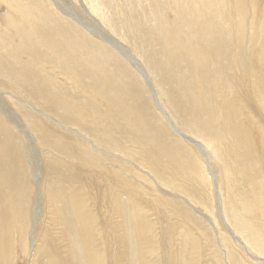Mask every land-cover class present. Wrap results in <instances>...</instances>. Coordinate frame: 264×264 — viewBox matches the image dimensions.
<instances>
[{"label":"rangeland","instance_id":"374dc122","mask_svg":"<svg viewBox=\"0 0 264 264\" xmlns=\"http://www.w3.org/2000/svg\"><path fill=\"white\" fill-rule=\"evenodd\" d=\"M52 1L53 0H27V3L23 2L22 6L28 3H38L30 8L32 11L31 13L29 12L31 21L39 30L51 32L55 37L59 38V42L62 40L66 41V43L68 42V50L63 47L61 50L62 52L57 51V53L60 58L64 60L68 71L78 72L77 76H65L64 73L59 70L60 68L58 66L55 67L56 65H53L52 69H46L47 71L45 70L44 76H23L24 73L20 71L14 76H9L7 79L4 78V76H0V101L2 102H0V105L4 107L2 108L9 114L10 119L17 118L28 133L27 135L24 131L17 130V128L8 124L3 116L0 115V179L10 184L11 194L13 195L11 201L2 198L1 202H3V204L1 205L7 207L6 218L10 219L12 225V232L8 238H13L14 234V240H17L16 242L19 249V253L17 254L19 257L17 258L16 264H28V262L29 264H59V260L64 263L65 259H57L54 251L50 248L51 245L48 246L47 236L52 237V241H55L62 250L67 251V263L69 264H110L109 259L113 254L114 246H112V248L108 247V244L110 246L109 235L112 237V241L114 236L109 231V228L112 226L111 220L109 219V214L111 213L109 207V203L111 202L108 192L109 187L105 186L101 181V186L99 185L96 172L100 170V163L97 160L95 161L92 157H89L90 162L88 165H86V163L81 164V158H78L73 147L80 145V149L82 150L88 149L90 145V150L97 152L101 158L105 160L114 159L119 163L126 164L127 162L112 154L109 155L107 151L105 152V149L104 152L99 149L93 150V147L85 138H80V135L60 128L43 115L37 114L29 109L27 110L15 99L14 95L18 93L9 87L10 85H16L17 87L29 88L27 89L29 95L28 99L24 97L21 98L30 105H33L36 100H40L43 104L39 108L43 112L47 110V105L55 108L56 111H65V98L81 100L89 99L90 96V94L82 93L75 95V97H70V92L68 91H58L57 93L52 91L54 87L63 88L62 85H64V88L79 90L77 88H71L72 85H70L71 83L69 81H74V79H79L84 86L89 87L93 92H98L102 97H108L110 100L113 98L116 102L123 103L119 104L120 106L122 105V108L119 106L115 107L120 109L121 113H116V111L105 112L101 110L102 108L98 107L97 104H94L92 107L94 112L97 111L95 109L100 111L94 114L97 116L96 119H98L96 121L97 126H101L100 128H102L113 125L115 126V131L117 130L119 133L123 132L129 135V130L131 128H136L135 126L138 125L141 116L143 122H152L156 130L162 133L164 136L162 145L166 150L170 152V148H172L173 153L178 152L180 154L178 158L184 160L185 172H189L187 176H183L186 186L195 193L196 197L203 205L202 203L195 202L192 196L193 208L187 206L179 198L172 199L171 195L167 196L171 200V203L169 210L165 208V214L169 212L167 214L169 216V223H174L175 220V224H178L179 227L182 228L179 229L184 233V240L186 241L182 249L185 254L179 252V254L174 255L175 261H178L179 258L178 264H264L263 218L260 216L255 218L256 215L249 209L251 206H247L249 207L248 211L251 212H248L246 215L242 214L239 208L240 204L243 203L240 200H237L235 203L233 201L234 199L228 197V194L225 193V190H230V188L233 189V191L236 190V197H234L242 200L243 197L241 196L240 198L237 194L239 190L241 192L248 186L246 187V184L241 183L240 186L238 184L237 187L234 186L232 188V184L235 182L234 180L238 177L240 178V176L237 175L240 170L237 167V162L235 163L232 159L234 158L233 155L236 154V149H232V147L229 146L230 144L226 142L230 140V133H227L225 137L222 135V123L219 122V119L221 111L224 109L221 108V105H218L219 103L217 104L218 101L222 99L225 100V98L229 99L230 96L233 98V92L236 87L237 89L240 87L239 90L241 91L244 90L243 93L248 92V89L250 90L249 82L251 81V85L253 82L252 79L250 80L248 78L253 75L252 73H254V71L264 76V58H262V56L260 57V63L257 68L251 64L255 59H253V56H256L254 50H257L262 37L256 36L255 42L247 46L250 42V40H248L250 38L249 30L246 27L242 29L243 25L241 24H238V28L235 25L234 28L233 24L235 23L233 22L235 21L226 22L225 15L229 14L228 11H226L227 13L219 14V23L223 26L220 32L221 37H223L222 43L216 46L217 42L212 40L211 43L207 40V37L212 34L206 29H203L201 35L197 36L196 39H194L193 36H186L185 39L182 37V41L180 42V45H182L180 47L183 51L185 50L187 54L184 52V55L187 57L184 56V58H179L177 61L174 56L173 47L166 42L164 31V29L169 27L168 22L171 23L169 19V14L171 13L167 11L165 13L163 6L161 7V12L154 14L153 22L149 21L147 24L145 19H148L149 14L144 10V6L142 7V5L145 4L144 0V2L142 0H103V5L107 2H109L110 5H114V9L104 6V14L94 8L90 10L88 5L90 14L97 19L102 28V33H91L73 18L75 15H78L76 18H82V20L86 18L90 21L89 16L82 11L84 7L80 0V2L78 0H57V2L59 1V3H56L57 5L61 3L60 6L63 5L62 8H66L65 12L62 11L63 9L60 12V9H57V6H55ZM66 1L67 3L69 2L68 5H66ZM90 4L92 5L91 2ZM48 6L50 10L46 12L49 16L47 19H44L42 15L36 13L45 10ZM222 6L224 8V4ZM111 9L114 13L110 11ZM73 14L75 15L73 16ZM151 24L153 27H151ZM189 25V27L193 29L197 27L193 26L194 24L192 22H190ZM12 29L14 28H6L7 31H0V70H7L9 67L17 70L20 67L19 64L23 62L20 56L23 55V53H21L22 51L26 52V43H29L30 46L33 45V41H24L23 38L25 36L19 31L13 33V31H11ZM150 29L154 33L156 32L157 36L163 35L162 38L164 43L162 50H164V52H161V56L154 55L153 51L155 50V46H153V43L151 45L153 41H151V39H154V33L149 34L151 31ZM235 29L237 31L236 36ZM10 32L14 34L11 37L6 35ZM106 32L109 34L114 44L119 43L123 46V48L133 55L143 66L151 82L152 90H154V96L157 97L158 104L168 113L174 127L180 133L199 142L202 146V150H198L195 144L185 141L183 138L181 139L173 131V128H171L168 123V116H165L160 112L161 110L157 108L151 97V91L146 85L139 70H137L124 55L120 54L116 47L111 45L109 40L103 37ZM2 37H4L5 40L8 38L6 40V49L1 46V42L3 41ZM50 40L54 41V39ZM239 40L241 43H239ZM196 42L202 44L203 49L205 48L204 50L202 49L203 54H206L208 51V56L210 53L213 55L207 58L197 57L201 55L194 51V46L198 45L195 44ZM231 49L232 51H230ZM217 50L222 51L221 56L216 54ZM13 51H15V55ZM248 52L250 54H248ZM262 52L264 56V49L259 55L262 54ZM7 53H9L10 56ZM44 56L45 58L48 57L46 55ZM170 56L174 57L175 63L169 58ZM195 57H197L196 60ZM212 58L214 61L211 60ZM49 60L54 61L52 58H49ZM12 61L14 63H10ZM55 61L57 64L60 63V59H55ZM46 65L49 64L46 63ZM191 68L193 70H191ZM220 68H223L222 71ZM29 69L30 72L36 70L37 65H32V68L29 66ZM252 69H254L253 72ZM40 70L41 69H39V72L42 74L43 72ZM52 74L55 76H52ZM242 78H244V80ZM259 80L263 83L261 78ZM231 82L236 83L235 85L238 86H234V83L232 84ZM229 83H231V85ZM242 84H244V88ZM262 93L264 94V90ZM173 94L176 97H174ZM219 98L220 100H218ZM176 99L181 103H185L183 106L186 109L184 108L181 110V115L173 108V102ZM138 100H141L142 103L137 104ZM254 104L257 105L255 106ZM251 105L252 106L247 104L248 109L245 106L247 111L253 114V118L256 116V120L260 122V117L254 109L257 108L260 110L261 105L259 102ZM250 107H252V109ZM214 108H216L217 113L213 117L212 111H214ZM67 112L69 115L71 114L68 110ZM124 112L127 113L128 116ZM44 113L48 114L47 111ZM72 116L73 115H70V117ZM124 125L125 127H123ZM143 133L145 134L144 136L142 135V131L139 132L141 140L144 143L143 145L148 148L150 139L146 131ZM253 135L256 140V133H253ZM128 137L129 136L126 138ZM225 145L226 147L228 146V149ZM232 150H234L235 153ZM128 167L131 168L130 165ZM190 174H192L193 178H191ZM231 174L233 176H231ZM239 175H241V173ZM261 176H264V172ZM261 176L259 175L256 181L258 183L261 182L263 187L264 180L262 179H264V177L262 178ZM212 179H214L215 182ZM144 183L148 187L152 186V183L147 180H145ZM254 185H256L255 182ZM4 186L6 187V185ZM141 187H143V189H140V192H135L136 194L134 192V194H130L127 190L120 191L121 194H116L118 196L120 195L119 197L124 201V209L128 213L127 223L118 226L120 229L119 234L121 236L124 232H128V243L125 242V245L129 246V259L135 264H164L165 260L162 254L164 249H162L163 244H161L163 243L162 238L164 237L161 233V225L156 220L158 213L156 214L154 210L152 211V208H147L144 200H153L155 201V206L160 208H162V204L164 203L155 198L159 197L157 196V192H155L157 191L155 188H153L154 192H149L145 186ZM153 187H156V185L154 184ZM94 190L97 195H102L101 198H99V196L96 198L94 197ZM180 191L184 195H188L184 191ZM5 192V190H2L1 194L3 195ZM125 194L129 196H124ZM52 196L58 200L57 205L54 204ZM130 197H132V199ZM212 197L216 199V201L213 200ZM129 199L134 201L131 202ZM257 201L258 199L255 203ZM133 202H135V204ZM37 212L39 213L37 214ZM33 214H37L36 220L38 219L35 226L36 237L30 239V219ZM135 214L137 215L135 216L137 219L136 223L139 225L140 230L139 238H141L142 241L141 245L137 243L136 236L134 237L136 229H134L135 226L131 219L132 215ZM235 214L237 217L239 216V224L234 223L236 222L234 221L236 218ZM248 214H250L251 217ZM240 215L246 217L241 218ZM60 216L65 218L63 225H58L57 220H59ZM186 217L188 219H186ZM249 217L252 220L249 219ZM245 218L248 219V221ZM245 220L246 222H244ZM114 221L119 222L120 219L115 216ZM181 221L184 224L181 223ZM191 221H193V223ZM242 222H248V224L245 225L248 230L244 225H240ZM103 223L107 230V236L102 232L104 230V227H101ZM190 224H192L191 227ZM182 225H186L187 227H183ZM240 228L243 230L241 229V231ZM244 231L245 233L247 231V233L245 234ZM230 232H233L241 239L252 257H249L245 250H241V245L235 238L233 239ZM178 233L180 232L178 231ZM254 233L257 235L256 237ZM247 234H249L250 237H248ZM187 239L192 242H189ZM106 240H108V243ZM160 240L161 242L159 243L158 241ZM255 243L261 244L260 248L259 245ZM187 245H189V248ZM138 246L140 249H138ZM14 247V250H16V246ZM123 250L124 244L117 239V252L123 253ZM9 258L8 256V259Z\"/></svg>","mask_w":264,"mask_h":264},{"label":"bare ground","instance_id":"6f19581e","mask_svg":"<svg viewBox=\"0 0 264 264\" xmlns=\"http://www.w3.org/2000/svg\"><path fill=\"white\" fill-rule=\"evenodd\" d=\"M67 1H66V3H67ZM80 1L84 7V8H82V11L89 16L90 21H88L86 18L85 19L83 18L84 20H82V18H76L78 15L76 16L75 14H73V16L75 15V17H73V18L75 20H77L79 23H81L82 26H84L85 29H87L91 33H94V32L102 33V28L99 25L97 19L92 14H90L89 11L91 10V8H94L97 11H100L102 14H104L103 13L105 10L104 6L114 9V5H110L109 2L105 3V5H103V0H80ZM144 1L143 2L145 4H143L142 7L144 6V10L149 14V15L147 14L148 19H145L147 24L149 21L153 22L154 14L157 12H161L162 6L164 7L163 9L165 10V13H166V11L168 13H171V14H169V19H170L171 23L168 22L169 27L164 29V31H165L166 42L169 43V45H171L173 47L174 56L176 57L177 61L179 60V58H184V56H186V55H184L185 50L183 51V49L180 47L182 45V44L180 45V42L182 41V37H183V39H185L186 36H188V37L193 36V38L196 39L197 36L201 35V33L203 32V29H206V30L210 31L212 34V35L207 37V40H209L210 42L212 40L217 42L216 46H218L219 43L220 44L222 43L223 37H221L220 32H221V29L223 26L219 23V14L221 15V13H227L226 11H228V13H229L228 15H225L226 22L235 21V22H233V23H235V24H233L234 28H235V25L238 28V24H241V25H243L242 29L244 27H246L249 30L250 38L248 39V37H247V39L250 40V42H249V44L246 43L247 46H249L250 43L255 42L256 36L262 37L261 38L262 40L259 43V46L257 44V46H258L257 50H254L256 53V56L255 57L253 56V59L254 58L255 59H254V61L251 62L252 66L254 65L255 68H257L258 64L260 63V57L262 56V58H264L263 52H262V54L259 55V53L264 49V0H144ZM23 2L27 3V0H24V1H21V0L20 1L0 0V13H2V14H0V31H3V30L7 31L6 28L7 29L8 28H14L11 31H13V33L15 31L21 32L22 35L25 36L23 38L24 41H27V40H29L31 42L33 41L32 46H30L29 43H26V45H25V46H27L26 52L25 51L21 52V50H20V52L23 53V55L20 56L21 60L23 61L21 64H19L20 67L17 70H15V68L12 69L10 67L7 70H0V76H4V78L7 79L9 76H14L18 71L24 73L23 76H31V75L32 76H35V75L36 76H44L45 70L46 69H52L53 65L54 66L56 65L55 67L58 66L60 68L59 70H61L65 76H77L78 72L68 71L67 67L65 66L64 60L61 59L57 53V51H61L63 49V47H65L68 50V45H67L68 42L66 43V41H64L62 39H61L62 41L59 42V38L55 37L51 32H47L45 30H39L38 27H35L33 22L31 21L30 13L32 11L30 10V8L35 6L38 3H33V4L28 3V4H25V6L24 5L22 6ZM90 2L92 3V5L90 4ZM52 3H54L55 6H57L56 7L57 9L58 8L60 9V12L62 9H63L62 10L63 12L66 11L65 7H64L65 9L62 8L63 5L60 6L61 3L58 5L56 4V3H59V1L57 2V0H53ZM68 3L66 5H68ZM223 4H224V8L222 6ZM88 5H89L90 10L88 8ZM132 6H134V5H132ZM69 7H73V6H69ZM32 10H33V8H32ZM48 10H50L49 6L45 10H41V12H36V13L37 14L39 13L40 15H42V17L44 19H47L49 17L48 14H46V12H48ZM72 10H75V9H72ZM110 11L112 13H114V11L112 9ZM66 15H69V14H66ZM71 17H69V18H71ZM190 22H192L194 24L193 26H197V27L195 29L189 27ZM144 23H145V21H144ZM170 24H171V26H170ZM149 26H150V24H149ZM4 27H5V29H4ZM151 27H153L152 24H151ZM151 29H153V28H151ZM231 30H232V28H231ZM234 31H235V36H236V32H237L236 29ZM13 33L10 32L6 35L11 37L12 35H14ZM153 33L154 32L151 30L149 34H153ZM163 34H164V32H163ZM247 34H248V32H247ZM162 36H157L156 32H155L154 33V39H151V41L152 40L153 41L152 42L150 41L151 45L153 43V46H155V50L153 52H154V55H156V56H161V54H162L161 52L162 51L164 52V50H162L163 43H164ZM103 37L105 39L109 40L111 45L116 47V49L120 52V54L124 55L136 67V69L139 70V72L141 73L142 77L145 80L146 85L148 86V88L151 91V97H152L153 101L155 102L157 108L159 110H161L160 112H162L165 116L166 115L168 116V113L158 104L157 97L154 96V90H152L151 82H150L149 78L147 77V75L143 69V66L138 62V60L133 55H131L126 49H124L123 46H121L119 43L114 44L111 40V37L109 36V34L107 32L103 35ZM2 38H3L2 39L3 41L1 42V46L6 49V40L8 38L6 40L4 37H2ZM50 39H52V40L54 39L55 42L51 41ZM200 40H199V42H200ZM207 40H206V42H207ZM231 43H232V41H231ZM239 43H241V41ZM239 43H237V44H239ZM195 44H198V43L196 42ZM207 47H209V46H207ZM219 47H220V45H219ZM237 47H238V45H237ZM239 47H240V45H239ZM175 49H176V52H175ZM202 49H203L202 44H198V45L194 46V51L201 55V56H197V57L207 58V57H210L213 55L210 53L208 56V51L206 52V54H203ZM225 49H224V51H225ZM230 51H232V49ZM243 51H245V50H243ZM13 52L15 55V51H13ZM236 53H237V51H236ZM240 53H241V50H240ZM250 53H251V51H250ZM250 53L248 52V54H250ZM4 54H5V52H4ZM7 54L9 55V53H7ZM185 54H187V53L185 52ZM216 54L221 56L222 51L217 50ZM44 55H46L48 57L45 58ZM17 56H19V55H17ZM163 56H165V55H163ZM226 56H227V54H226ZM248 56L251 57L250 55H248ZM197 57H195V60L197 59ZM49 58H52L54 61H55V59H57V60L60 59V63L57 64V62L55 61L56 62V64H55V62L52 60L50 61ZM169 58H171V60L174 62V59H173L174 57L170 56ZM245 58H246V56H245ZM211 60H213V58ZM234 60H236V59H234ZM247 61H245V62H247ZM10 63H14V62L12 61ZM46 63L49 65H46ZM224 63H225V61H224ZM32 65H34V66L37 65V69L30 72L29 66L32 68ZM71 66H73V65H71ZM229 66H230V64H229ZM3 67H5V66H3ZM224 67H226V66H224ZM186 68H187V66H186ZM39 69H41L40 71L43 72L42 74L39 72ZM220 69L222 71L223 68H220ZM74 70H76V69H74ZM191 70H193V69L191 68ZM253 70L254 69H252V72H253ZM1 72H3V73H1ZM223 72H225V71H223ZM252 74L253 75L249 76V78H248L250 80L251 79L253 80L252 85H251V81L249 80L250 81L249 82L250 83V90L248 89V92L243 93L244 90L241 91V90H239L240 87H238V89L236 87L234 89V92H233L234 96L232 95L233 98H231V96H230L229 99H226V98H225V100L222 99L221 101H218L217 104L219 103L218 105H221V108L224 109L221 111L220 119H219V122L222 123V135L225 137V135L227 133H230L229 134L231 136L230 140L226 141V142H228V144H230L229 146L232 147V149H236V154L233 155L234 158H232V159L235 163L237 162V164H238L237 167L240 170V172L237 173V175L240 176V178L238 177L236 180H234L235 182L232 184V188L234 186L237 187L238 184L240 186L241 183L242 184L244 183V184H246V187L247 186L249 187V188L248 187L245 188L246 190L244 189L241 192L239 190V193L237 195L240 198L242 196L243 197L242 200L235 198L236 197L235 196L236 190L233 191V189L230 188V190L229 189L225 190V193L228 194V197H232V199H234L233 201L235 203L237 202V200L238 201L240 200L244 204V205L240 204V208H239L240 209L239 211H241L242 214L246 215L248 212L252 211L253 214L256 215L255 218H257L259 216L263 218L262 223L264 225V189H263L264 186L262 187V185H261L262 183L261 182L258 183L256 181L258 176L263 175V172H264V94L262 93V91L264 90V84H263L264 83V76H261V74H258L255 71ZM234 75H235V73H234ZM52 76H55V75L52 74ZM244 78H242V79L244 80ZM260 78L263 80V83H262V81L259 80ZM233 79H232V81H233ZM69 82L71 83L70 85H72L71 88H73V89L77 88L79 90H71L68 88H64V85L60 84L63 86V88H61L60 86H59L60 88L54 87L52 89V91H54L55 93H57L58 91H68V92H70V97H75V95H79L82 93L90 94V96H89V99H81V100H74L72 98H65V102H64L65 107H66L65 111H58V110L56 111L55 108L47 105V110H45L44 112L47 111L48 114H45L39 108L43 104L40 100L39 101L36 100L33 105H30L28 102H26L25 100H23L21 98V97H24V98L28 99L29 95H28L27 89H29V88L17 87L16 85H10L9 87H11V89L14 90L18 94L14 95L13 93H9V92L8 93L11 95H14L15 99H17V101L19 103H21L23 105V107H25L27 110L29 109V110L34 111L37 114L43 115V116L47 117L48 119H50L51 122H54V124L58 125L60 128L65 129L67 131H72L75 134L80 135L81 136L80 138H85L91 144V146L93 147V150L99 149L102 152H104V149H105V152L107 151L109 155L112 154V155L120 158L121 160H125V162H127V164H126V163H119V162H117V160H114V159L105 160V159L101 158V156L97 152L91 151L89 144H88L89 145L88 149H82L81 150L80 145L73 147L75 152L78 155V158H81V160H80L81 164L86 163V165H88V163L90 162L89 157H92L95 161L97 160L100 163V170L96 172L98 175L97 178L99 179V181H98L99 185L101 186V182H103L105 184V186L109 187L108 192H109V197L111 199V202L109 203V207H110V211H111V213L109 214V219L111 220V223H112V226L109 228V231L114 236V239L112 241V237L109 235L110 246L108 244V247L112 248V246H114L113 254L109 259L110 264H135L132 260L129 259L130 258L129 257V255H130L129 246L125 245V242L128 243V238H129L128 234H127L128 232L127 233L124 232L121 236L119 234L120 229L118 228V226H122V224L127 223L128 213L124 209V207H125L124 201L119 197L120 195L118 196L116 194H119L120 191H124V190H127L128 192H130V194H132L133 192L134 193L138 192V191L140 192V189H143V187H141V186H145L147 188V191H149V192H154L153 188H155L157 190L155 192H157V196H159V197H155V198L157 200H159L160 202L164 203V204H162V208H160L158 206H155L156 204H155V201H153V200H150V199L144 200L145 202L143 200H141L146 204L145 206H147V208H152V211L154 210V212H156V214L158 213L156 220L161 225V233H162V236L164 237V238H162L163 243H161V244H163L162 249H164V251L162 252V254L164 255L163 259L165 260L164 264H178L179 258H178V261L177 260L175 261L174 255L179 254V252H183L182 249L184 248V244L186 241L184 240V233L180 230L182 228H180L178 224H175L174 219H173L174 223H172V222L169 223V216L167 215L169 212L167 214H165L166 213L165 208L167 210H169L170 203H171V200L167 196L171 195L172 199L173 198H175V199L179 198L180 200H182L183 203H185L187 206L192 207V208H193V204H192L191 196L193 197L195 202L202 203L196 197L195 193L192 190L188 189L186 186V183L184 181L183 176H185V175L187 176L189 172L188 173L185 172L184 160H181L180 158H178V157H180V154L178 152L173 153L172 148H170V152H168L166 150V148L162 145V140L164 138L162 133H160L159 131L156 130V128L152 125V122H143L141 116H140V120H139L138 125L135 126L136 128H133V129L131 128L129 130V135H126L123 132L119 133L117 130L115 131V126H113V125H110V127L105 126L102 128H100L101 126H97L96 121L98 119H96L97 116L94 114L96 112H98L99 110L95 109L97 111L94 112V109L92 108L94 106V104H97L98 107L102 108L101 110H104L105 112L116 111V113H121L120 109H117L115 107H117V106L121 107L122 105L120 106L119 104H123V103L116 102L112 97H111L112 100H110L108 97H102L101 94H99L98 92H93L92 89H90L87 86H84V84H82L79 79H74V81L70 80ZM231 83H229V84L231 85ZM235 84L236 83H234V86H238ZM244 84H246V83H244ZM244 84H242L243 88H244ZM0 85H1V82H0ZM57 85H58V83H57ZM58 89H61V90H58ZM245 89H246V87H245ZM222 91H224V90H222ZM174 94H173V96L176 97ZM244 95H246V96H244ZM216 100H217V98H216ZM218 100H220V98ZM23 101H25V102H23ZM257 102H259V104L261 105V108H260V110H258L257 108L254 110L259 115V117H260L259 120L261 123L256 120V118H255L256 116L253 118L252 117L253 114H251L250 111L249 112L247 111V109H248L247 104L252 106L251 104L257 103ZM141 103H142L141 100L137 101V104H141ZM183 104H185V103H181L177 99L173 102V108L179 113V115H181L180 114L181 110L185 108L183 106ZM254 105L256 106L257 104H254ZM245 106L247 107V109ZM2 107L3 106L0 105V115L3 116V118L8 122V124L17 128V130L24 131L25 134L28 135L26 128L21 124V122L17 118H15V119L11 118L10 119L9 114L7 112H5L3 109L4 107L3 108ZM90 108H92V109H90ZM250 108L252 109V107H250ZM67 110L71 113L70 115H73L72 117H70ZM92 110H93V112H92ZM53 111H54V113H53ZM201 113H203V112H201ZM212 113H213V117H214L217 113L216 108H214V111H212ZM125 114L127 115V113H125ZM108 115L112 116L111 114H108ZM183 116H182V118H183ZM117 118H118V116H117ZM168 123L171 126V128H173V131L181 139L183 138L185 141H189V142L195 144V146L197 147L198 150H202V146L199 142H196L191 137L180 133L174 127L169 116H168ZM134 125H135V123H134ZM123 127H125V125ZM140 131H142L143 136L145 135L143 132L146 131L147 136L150 139V141H149L150 145L148 146V148H146L143 145L144 143L141 140V137L139 134ZM253 133H256V135H257L256 140L254 139ZM127 136H129V137L126 138ZM146 140H148V139H146ZM215 145H216V143H215ZM225 147H226V145H225ZM232 151L234 152V150H232ZM160 153H162V154H160ZM129 165L131 166V168L128 167ZM97 167H99V166H97ZM209 173H211V172H209ZM240 173H241V175H239ZM190 176H191V178H193L192 174H190ZM231 176H233V175L231 174ZM213 178H215V177H213ZM142 180H143V182H142ZM145 180L151 182L152 186L148 187L144 183ZM212 180H214V179H212ZM262 180H264V179H262ZM214 182H215V180H214ZM254 182L256 183V185H254ZM263 183H264V181H263ZM154 184L156 185V187H153ZM247 184H249V185H247ZM4 185H6V187ZM2 190H5L7 192V194L5 192L2 195L1 194ZM180 190L184 191L188 195H184L183 193H181ZM179 193L183 194L184 196L180 195ZM140 194H142V193H140ZM247 194H249V195H247ZM126 195H128V194H125L124 196H126ZM138 195H139V193H138ZM98 196H99V198H101L102 195L101 194L97 195L96 191L94 190V197L96 198ZM148 196H150V195H148ZM211 196H212V194H211ZM216 196H218V195H216ZM136 197H135V199H136ZM2 198H5V199L11 201V198H13V195L11 194L10 184H8L7 182L5 183L3 181V179L2 180L0 179V264H16L17 258L19 257L17 254V253H19V251H18L19 249H18L17 242H16L17 240L16 241L14 240V234H13V238H11V237L8 238V236L12 232V225H11L10 219L6 218L7 207L6 206L4 207L3 205H1V204H3V202H1ZM130 198L132 199V197H130ZM131 199H129V200H131ZM212 199L216 201V199H214L213 197H212ZM257 199H258V201L255 203V201ZM52 200H53L54 204H56V205L58 204V200L54 196H52ZM127 200H128V198H127ZM132 201H134V200H131V202ZM133 203L135 204V202H133ZM133 203H132V205H133ZM202 205H203V203H202ZM247 206H251V207L249 208ZM130 207H128V208H130ZM248 208L251 211H248L249 210ZM38 209H40V208H38ZM38 213L39 212H37V214ZM199 213H200V211H199ZM232 213H233V211H232ZM37 214L36 215L33 214L32 216L30 215L31 216V219H30V221H31L30 222L31 223V232H29V238L30 239H34V237H36L35 226H36L37 220H38V219L36 220ZM132 214H133V212H132ZM180 214H182V213H180ZM238 214H240V213H238ZM248 215L250 216V214H248ZM115 216H117L120 219L119 222L114 221ZM135 216H137V215L136 214L132 215V219H131L132 223L135 226V228L134 227L133 228L136 229V232H137V233L134 232V237L136 236L137 243L141 245L142 241H141V238H139V233H140L139 225L136 223L137 219L135 218ZM240 217L243 218L246 216L243 215V217H242L240 215ZM250 217H249V219H251ZM186 219H188V218L186 217ZM238 219H239V216L237 217V215H236V218L234 220L236 222H234V223L239 224L240 219L239 220ZM191 220H192V218H191ZM246 220L248 221V219H246ZM246 220L244 222H246ZM128 221H129V219H128ZM255 221H256V219H255ZM57 222H58V225L59 224L63 225L65 222V218L63 216H60V218H59V220H57ZM191 222L193 223V221H191ZM249 222H251V221H249ZM181 223H183V222L181 221ZM241 224L245 226L248 224V222L247 223L242 222V223H240V225ZM49 225H51V224H49ZM52 225H54V224H52ZM191 225L192 224H190V227H191ZM184 226H186V225H184ZM101 227H104V223L102 224ZM245 228H246V226H245ZM241 229L242 228H240V230ZM178 231L180 233H178ZM102 232H103V234H105L107 236V230L105 227H104V230ZM244 233H245V231H244ZM246 233H247V231H246ZM196 234H197V232H196ZM230 235L233 237V239L235 238V240L241 245V247L240 246H238V247H240L241 250L242 249L245 250V252L248 254L249 257L250 256L252 257L251 253L247 250L246 246L241 241V239L239 237H237L233 232H230ZM247 235H248V237H250L249 234H247ZM254 235H255V233H254ZM256 236L257 235H255V237ZM47 237H48L47 244H48V246L51 245L50 248L54 251L55 256H57V259H62V260L65 259L64 263L59 260V264H69V263H67L68 262L67 251L62 250L60 248V246L57 245V243L55 241H52V239H51L52 237H49V236H47ZM251 237H252V234H251ZM116 238L124 244V250L122 251L123 253H119V251L117 252V239ZM204 238H205V236H204ZM187 240L189 242H192L189 239H187ZM254 240H255V238H254ZM201 241H203V240H201ZM106 242L108 243V240H106ZM158 242L160 243L161 240ZM255 244L257 245L258 243H255ZM260 245H259V248H260ZM14 246H16V250H14V248H15ZM188 246L189 245H187V247ZM253 246H255V245H253ZM202 247H205V246H202ZM138 249H140L139 246H138ZM189 250H191V249H189ZM8 256L10 257L9 259H8ZM178 257H180V256H178ZM141 259L142 258H141V252H140V260ZM28 264H29V262H28Z\"/></svg>","mask_w":264,"mask_h":264}]
</instances>
